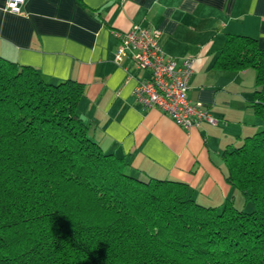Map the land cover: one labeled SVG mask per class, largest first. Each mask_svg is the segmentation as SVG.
<instances>
[{
  "label": "trees",
  "instance_id": "trees-1",
  "mask_svg": "<svg viewBox=\"0 0 264 264\" xmlns=\"http://www.w3.org/2000/svg\"><path fill=\"white\" fill-rule=\"evenodd\" d=\"M215 63L255 70L251 107L264 117V49L232 36ZM81 95L74 80L47 82L0 55V264H264V129L223 156L253 209L211 207L103 151Z\"/></svg>",
  "mask_w": 264,
  "mask_h": 264
},
{
  "label": "crops",
  "instance_id": "crops-1",
  "mask_svg": "<svg viewBox=\"0 0 264 264\" xmlns=\"http://www.w3.org/2000/svg\"><path fill=\"white\" fill-rule=\"evenodd\" d=\"M0 0V55L35 68L51 83L81 84L78 113L100 148L126 160L141 177L186 183L199 204L220 207L242 195L226 180L224 154L264 129L254 114L255 70L223 69L215 61L226 40L247 36L264 49V0H24L22 13ZM155 30L178 64L194 57L187 98L217 119L189 130L134 94L148 73L128 52L115 61L114 31Z\"/></svg>",
  "mask_w": 264,
  "mask_h": 264
},
{
  "label": "built area",
  "instance_id": "built-area-1",
  "mask_svg": "<svg viewBox=\"0 0 264 264\" xmlns=\"http://www.w3.org/2000/svg\"><path fill=\"white\" fill-rule=\"evenodd\" d=\"M23 3L24 0H6L5 9L19 14ZM113 35L120 43L115 61H120L129 52L136 67L148 73L147 78L139 80L134 88L140 104L158 108L185 130L203 120L210 124L217 122L201 102H191L187 98L194 57L188 56L178 64L162 51L158 33L140 25L125 32L114 31Z\"/></svg>",
  "mask_w": 264,
  "mask_h": 264
},
{
  "label": "rangeland",
  "instance_id": "rangeland-1",
  "mask_svg": "<svg viewBox=\"0 0 264 264\" xmlns=\"http://www.w3.org/2000/svg\"><path fill=\"white\" fill-rule=\"evenodd\" d=\"M235 206L245 211H250L253 209V204L251 203V201H247L245 204H243V201L241 204H238L237 202Z\"/></svg>",
  "mask_w": 264,
  "mask_h": 264
}]
</instances>
